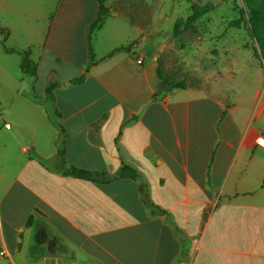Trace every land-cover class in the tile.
<instances>
[{
  "label": "crops",
  "instance_id": "1",
  "mask_svg": "<svg viewBox=\"0 0 264 264\" xmlns=\"http://www.w3.org/2000/svg\"><path fill=\"white\" fill-rule=\"evenodd\" d=\"M96 13V0H56L47 18L35 63L57 82L58 118L27 93L0 92V264H264V162L250 147L264 149L252 137H264L252 129L264 103L241 113L224 91L155 96V62L133 58L135 38L97 45L110 16L135 30L110 11L86 70ZM0 29L1 56L19 70L4 50L19 51L10 0ZM65 165L110 177L129 166L138 182L79 179Z\"/></svg>",
  "mask_w": 264,
  "mask_h": 264
},
{
  "label": "rangeland",
  "instance_id": "2",
  "mask_svg": "<svg viewBox=\"0 0 264 264\" xmlns=\"http://www.w3.org/2000/svg\"><path fill=\"white\" fill-rule=\"evenodd\" d=\"M10 1L13 7H19V50H29L30 59L36 62L41 52L47 18L53 12L56 0ZM103 1L108 11L128 16L135 30L125 28L122 21L118 22L110 16L102 26L97 45L101 42L115 44L118 32L124 33V38H135L131 44H135L140 52H135L133 58H147L146 65L154 61L155 71L161 79L159 84L165 87L158 96L177 84L200 93L223 96L224 91L228 101L240 105L241 113L248 109L254 111L260 103H264V69L254 56V44L243 24L238 29L229 26L238 17L240 0ZM192 4L209 5L212 10L193 25L180 26L174 33V23L186 20ZM1 51L0 48V92L19 90L22 96L25 93L30 96L35 94L38 102L47 108L41 104L38 106L49 111L46 114L52 118V104L43 102L47 85L45 69L41 67L34 79L27 77L20 70L21 57L18 70L17 61L8 63L1 56ZM7 122L12 126L11 121ZM252 129L264 136V116L254 123ZM250 147L257 151L264 162V149Z\"/></svg>",
  "mask_w": 264,
  "mask_h": 264
},
{
  "label": "trees",
  "instance_id": "3",
  "mask_svg": "<svg viewBox=\"0 0 264 264\" xmlns=\"http://www.w3.org/2000/svg\"><path fill=\"white\" fill-rule=\"evenodd\" d=\"M97 2V13L95 19L89 24L86 29V41H87V50H88V61L86 64L85 69L87 70L89 66L94 63V54L92 49V40L94 33L101 27L105 17L108 14V8L104 5L103 0H96ZM241 8L238 10V17L229 23V26L232 28H240L241 24L245 26V31L250 39V41L254 44L253 53L255 58L259 61L261 69H264V0H240ZM191 13L187 16L185 21L177 20L174 23L173 32L175 33L180 26L188 27L196 23L202 16L206 15L208 12L212 10L209 5L198 6L196 4H192L190 6ZM5 32L4 29H0V32ZM131 44L119 47L114 49L109 53L118 52V51H126ZM6 52H16L21 57L20 62V70L23 74L27 75L34 79L36 77V69L37 64L30 59V52L29 50L24 51H16L14 49H4ZM109 56V55H107ZM156 76L161 80L158 72H156ZM84 79V76H80L77 79H74L69 82V84H76L81 82ZM57 85L56 81L49 79L46 87H45V98L43 99L44 103H51L52 104V111L56 118L59 117L57 111L54 109L53 105V89ZM32 88V87H31ZM170 89H184L182 86L174 84L170 87ZM33 91V90H32ZM34 93V92H33ZM35 104H41L45 107L44 104L38 102V98L35 94L28 95L27 97ZM47 108V107H45ZM49 110V109H48ZM46 111V110H45ZM57 121V120H56ZM56 128L62 133L60 125L57 121L55 123ZM62 156V154H61ZM64 164V163H63ZM64 173L66 175H70L79 179H87L94 182L100 183H108L112 180L117 178H130L136 182H138V175L135 170H133L129 166H122L114 176H107L104 173H96V172H88L80 169H76L71 166L65 165ZM33 221V217H29L26 221L25 227L28 228L31 226Z\"/></svg>",
  "mask_w": 264,
  "mask_h": 264
},
{
  "label": "built area",
  "instance_id": "4",
  "mask_svg": "<svg viewBox=\"0 0 264 264\" xmlns=\"http://www.w3.org/2000/svg\"><path fill=\"white\" fill-rule=\"evenodd\" d=\"M7 128H8V126H7ZM252 137L254 138L255 143L264 147V138L261 135L256 134V133H252Z\"/></svg>",
  "mask_w": 264,
  "mask_h": 264
},
{
  "label": "water",
  "instance_id": "5",
  "mask_svg": "<svg viewBox=\"0 0 264 264\" xmlns=\"http://www.w3.org/2000/svg\"><path fill=\"white\" fill-rule=\"evenodd\" d=\"M162 90H165V87H163L162 84H158V86H157V88H156V90H155V96H158V95L161 93ZM137 114H138V113H136V115H137Z\"/></svg>",
  "mask_w": 264,
  "mask_h": 264
}]
</instances>
